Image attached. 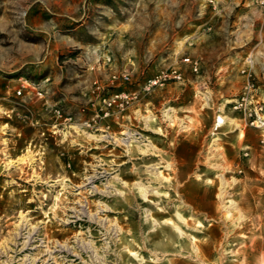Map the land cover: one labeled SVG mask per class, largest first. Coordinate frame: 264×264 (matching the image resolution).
I'll use <instances>...</instances> for the list:
<instances>
[{
    "label": "rangeland",
    "instance_id": "rangeland-1",
    "mask_svg": "<svg viewBox=\"0 0 264 264\" xmlns=\"http://www.w3.org/2000/svg\"><path fill=\"white\" fill-rule=\"evenodd\" d=\"M172 66L183 81L147 88ZM247 81L264 100V0H0V250L23 217L35 233L0 264H119L120 237L152 264L146 215L176 222L175 211L202 222L182 228L204 264H264V129L227 120ZM27 151L32 164L6 165ZM219 173L243 219L221 210ZM137 180L158 193L142 202ZM186 244L156 255L187 263Z\"/></svg>",
    "mask_w": 264,
    "mask_h": 264
},
{
    "label": "bare ground",
    "instance_id": "bare-ground-1",
    "mask_svg": "<svg viewBox=\"0 0 264 264\" xmlns=\"http://www.w3.org/2000/svg\"><path fill=\"white\" fill-rule=\"evenodd\" d=\"M205 104H207V103H205ZM170 111H172V108L171 107L167 108L165 110V112H164V115H165V117L169 118V120L171 121L172 120V116H171V113H169ZM142 118L146 122L148 120V118H152V115L150 114V115H148L146 117H142ZM225 118H226L225 116H223V117L217 116L216 119H215L216 123H214V125H216V127H222L224 124H226V119ZM227 120L229 121L230 124H232V125L235 124V126H237L236 122L233 119L230 120L229 118H227ZM216 127H214V128H216ZM89 137H93V136H89ZM218 138L216 137L213 140L214 143L211 142L212 144H211L210 147H212V145H216L215 142H216V140ZM145 146H146L145 148H141L140 146L138 147L140 152L146 153V152H148L149 148H152V149L156 148L154 145L150 144V142H147L145 144ZM211 150L215 151L216 147H214V148L212 147ZM27 161L30 162V164L33 163V158H32V155H31L30 151H27L23 156L18 157L15 161H9L6 165L8 166V165L21 164V163L27 162ZM156 164H158V163H156ZM148 166H147V168H148ZM149 167L150 168L147 170V172H149V174L154 177L153 180H155L157 182H162V180H166L167 179L162 174V171L158 170V167H160V166L155 167V164H152ZM134 175H136V174H134ZM198 176L201 177V175H198ZM217 176L219 177V181H220V185L218 187V198H219L220 203H221V210L224 212L225 217H228V216L231 217V215L233 213L232 211H237V212H239V218L243 219L244 216L239 211L237 202L234 199H231V198L226 199V196H225L226 195V189H227V186H228L229 183L224 178V174L223 173H219ZM116 180L117 181L121 180L122 183L126 184V182L125 181L123 182L122 178H120V177H117ZM232 182L235 183V179H232ZM132 185L138 190V194H139L140 199H142V202L149 201V195L150 194L158 193V191L154 187H152V185H150L149 183L146 184L143 181H138V180L134 181L132 183ZM101 191H103V190H101ZM104 192L108 193L107 191H103V193ZM106 207H108V206H103V207H100V208H106ZM161 211H163V210H161ZM78 214L81 215V213H79V212L77 213L76 212V216H78ZM155 215H158L157 211L155 212ZM146 216H147L146 219L148 220V222L151 223V225H153V229H151L150 233H148V235L145 236L144 238H142L141 240H143V247H145V249H148L147 248L148 245L155 247V251H151L150 249H148V251L151 254H153V257L149 259L150 261H152V264H164L165 263V258H163L161 256H157L156 255V251L165 253L170 248L176 247L175 242L177 241V239L179 241L181 240V242H187L188 243V244H186L187 248L191 249L190 254L184 256V259L188 258L189 262L185 263V261H183L181 264H194V262H199V264H204V260L201 258V254L203 253V249H200L198 247L196 236L187 233L182 228V226H184L186 228H193V229H196V230H200L203 227L202 222H200L199 220H196V219L190 221L189 218L184 216L179 211H175L174 214H173V216H174V218H175L177 223L176 222H172L171 220H169L166 217H163V219L160 221L159 219L154 217V213H152V212L147 213ZM89 217L91 219H93L92 216H89ZM22 220L23 221L20 224V226H18L16 228V232L14 231L15 232V233H13L14 236L10 240H7V241L4 240L5 242L2 245V248L0 250V255L6 257L10 252H13L14 251V246L19 244V239L22 238V237L24 239L20 243V245H21L20 249L25 247L24 249L27 250L28 249L27 246L35 241V236H34L35 233L33 232L34 227L31 228V229H28L26 232H23L28 227L27 226L28 221H27V219H24V217L22 218ZM141 229L142 228L139 225L138 231H140ZM115 230L116 231L120 230V227H118V226L115 227ZM125 240H126L125 237H120V242H118V243L115 242V246L116 247L122 245V251H121V254H120L119 264H122L123 262H127L129 264L130 261H132V260L137 261L138 264H145V262L147 260L140 254V252L132 250L131 246L123 245V244L126 243ZM67 246H68L67 243L59 242L57 245H54V248L58 247V248H60V250L61 249L62 250H66ZM206 250H207L205 252L206 254L212 252V250H211L209 245H206ZM45 251H47V253L45 255H48V254H49V256L51 255V251H50V247L49 246H46V250ZM56 251H59V250H56ZM218 253H220V252H218ZM26 256H27V254H25V258H22V262L21 263H23V264H36V259H37L36 256L35 257H31L30 255L28 257H26ZM52 258H54V257H52ZM9 260H7V259L3 260L2 263L3 264H10ZM28 260H29V262H27ZM222 260L223 259H218L219 264H223ZM38 261H40V259ZM41 261L43 262L44 260H41Z\"/></svg>",
    "mask_w": 264,
    "mask_h": 264
},
{
    "label": "built area",
    "instance_id": "built-area-1",
    "mask_svg": "<svg viewBox=\"0 0 264 264\" xmlns=\"http://www.w3.org/2000/svg\"><path fill=\"white\" fill-rule=\"evenodd\" d=\"M182 62L185 65L189 66L192 71L194 72L198 71V62L196 60H193L190 57H184L182 59ZM249 76L250 74L247 73L248 78ZM112 79L118 80L119 77H117L116 75H112ZM128 79L129 78L127 75H122L121 77L122 81ZM183 80H184V76L180 67L172 66L160 70L152 78L148 79L146 86L149 89L156 85H163L169 81L179 82ZM95 87L96 89L100 88V86L96 82H95ZM110 104L111 102H109V105ZM232 108L241 111L242 117L248 123V125L258 129H264V100L260 99L259 95L257 94L256 86L253 82H249V81L246 82V85L242 93L233 101ZM214 127H216V125H214ZM218 128L220 127H216L214 129L217 130Z\"/></svg>",
    "mask_w": 264,
    "mask_h": 264
},
{
    "label": "crops",
    "instance_id": "crops-1",
    "mask_svg": "<svg viewBox=\"0 0 264 264\" xmlns=\"http://www.w3.org/2000/svg\"><path fill=\"white\" fill-rule=\"evenodd\" d=\"M240 114H241V112H240ZM240 114H238V111H236L235 112V116L236 117H234V118H229L230 120L231 119H233L234 121H235V119H237V120H239V121H241V122H243L244 123V120H243V117H242V114L240 115ZM237 124V123H236ZM234 125V127H237V126H235V124H233ZM245 146H248V145H245ZM249 147V146H248Z\"/></svg>",
    "mask_w": 264,
    "mask_h": 264
}]
</instances>
